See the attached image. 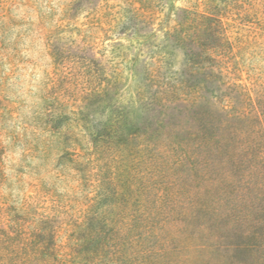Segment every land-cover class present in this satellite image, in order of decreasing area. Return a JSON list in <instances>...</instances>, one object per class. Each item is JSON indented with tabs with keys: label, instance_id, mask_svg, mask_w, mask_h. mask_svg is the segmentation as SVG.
Returning a JSON list of instances; mask_svg holds the SVG:
<instances>
[{
	"label": "rangeland",
	"instance_id": "374dc122",
	"mask_svg": "<svg viewBox=\"0 0 264 264\" xmlns=\"http://www.w3.org/2000/svg\"><path fill=\"white\" fill-rule=\"evenodd\" d=\"M194 10L221 20L217 37L191 39L186 47L174 36L168 40ZM219 33L231 42L225 52L217 48ZM57 46L73 52L85 47L110 74L118 73L121 85L113 100L147 96L140 125L161 127L173 138L212 128L217 136H228L231 108L241 105V86L264 84V0L0 1V204L16 212L32 202L41 212H56L59 243L66 249L97 202L86 180L93 149L79 118L86 109L72 84L64 91L53 53ZM187 49L200 63L189 60ZM72 152L77 164L68 161ZM179 188V199L189 200L190 187ZM240 188V207L264 205L256 190ZM202 215L199 222H210L225 243L216 250L210 231L198 233L199 243L212 250L211 264H264V247H231L244 242L239 234L244 222L229 220L226 211L214 220Z\"/></svg>",
	"mask_w": 264,
	"mask_h": 264
},
{
	"label": "trees",
	"instance_id": "16d2710c",
	"mask_svg": "<svg viewBox=\"0 0 264 264\" xmlns=\"http://www.w3.org/2000/svg\"><path fill=\"white\" fill-rule=\"evenodd\" d=\"M189 13L168 40L174 36L177 45L186 47L191 39L217 37L221 20L215 14ZM219 37L217 48L225 52L231 42L223 34ZM86 51L57 46L53 53L64 91L72 84L86 109L79 117L93 144L86 180L97 204L76 226L66 249L59 243L56 212H41L32 202L16 212L0 204V264H199L200 259L211 264L209 244L199 243L196 236L210 231L216 250L225 243L210 222L199 219L204 213L214 220L225 211L229 220L244 222L239 230L244 242L239 248L231 246L234 250L264 247L263 202L244 208L237 200L245 185L264 199V84L241 86V105L231 108L228 136H217L212 128L173 138L161 127L140 125L147 96L138 92L135 102L113 100L121 76L110 74ZM186 53L194 65L200 63L192 49ZM219 80L224 83L222 75ZM75 155L67 156L68 161L77 164ZM184 186L191 190L187 201L179 199V187Z\"/></svg>",
	"mask_w": 264,
	"mask_h": 264
}]
</instances>
